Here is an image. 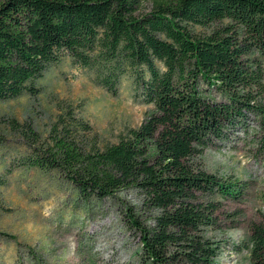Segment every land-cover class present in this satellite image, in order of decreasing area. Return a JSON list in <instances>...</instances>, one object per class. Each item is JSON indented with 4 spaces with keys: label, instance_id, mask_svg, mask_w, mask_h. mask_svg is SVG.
<instances>
[{
    "label": "trees",
    "instance_id": "trees-1",
    "mask_svg": "<svg viewBox=\"0 0 264 264\" xmlns=\"http://www.w3.org/2000/svg\"><path fill=\"white\" fill-rule=\"evenodd\" d=\"M144 1L0 0V102L37 96L36 82L65 57L113 96L133 72L155 108L138 129L95 151L74 134L91 127L74 121L24 164L86 199L143 193L147 220L127 217L149 264H214L222 247L205 231L222 229L225 214L212 199L239 202L249 187L209 173L203 155L251 133L264 154V0H153L138 17ZM243 247L249 264H264V218Z\"/></svg>",
    "mask_w": 264,
    "mask_h": 264
},
{
    "label": "rangeland",
    "instance_id": "rangeland-1",
    "mask_svg": "<svg viewBox=\"0 0 264 264\" xmlns=\"http://www.w3.org/2000/svg\"><path fill=\"white\" fill-rule=\"evenodd\" d=\"M152 10L153 0H145L137 16ZM36 87L37 96L24 93L0 102V264H149L127 217L132 209L141 222L147 220L143 193L126 190L86 199L58 173L24 164L35 149L51 142L54 129L61 131L74 121L91 127L89 132L74 131L87 150H104L138 129L155 108L143 101L134 73L121 78L113 96L95 82L90 69L65 57ZM239 135L238 142L203 155L209 173L249 187L239 202L212 199L222 201L225 214L222 229L205 231L207 239L222 247L214 264H249L242 250L249 225L264 218V154L258 152L253 133Z\"/></svg>",
    "mask_w": 264,
    "mask_h": 264
}]
</instances>
